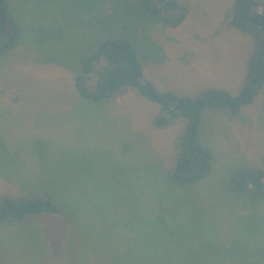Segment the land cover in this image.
Instances as JSON below:
<instances>
[{"label": "rangeland", "instance_id": "obj_1", "mask_svg": "<svg viewBox=\"0 0 264 264\" xmlns=\"http://www.w3.org/2000/svg\"><path fill=\"white\" fill-rule=\"evenodd\" d=\"M178 1L173 28L121 0H8L22 39L0 58V195L48 193L58 213L0 224V264H66L67 250L75 264H264V200L221 187L234 166H264V86L233 120L203 113L211 170L183 186L168 181L180 121L154 128L156 104L133 91L105 105L74 90L78 58L125 36L159 90L236 94L250 38L227 26L234 0Z\"/></svg>", "mask_w": 264, "mask_h": 264}, {"label": "trees", "instance_id": "obj_2", "mask_svg": "<svg viewBox=\"0 0 264 264\" xmlns=\"http://www.w3.org/2000/svg\"><path fill=\"white\" fill-rule=\"evenodd\" d=\"M121 5L126 15L151 16L173 28L183 22L187 12L186 5L178 0H121ZM227 26L250 38V53L236 94L212 87L191 96L159 90L144 78L136 48L125 36L102 37L90 53L81 55L76 62L73 86L80 98L106 105L109 100L133 91L156 104V114L152 118L154 128L165 129L180 121L181 130L168 172L172 185L196 184L210 173L212 151L199 141L203 113L211 111L233 120L242 108L253 103L264 86V0H234ZM21 27L8 8V0H0V58L20 45ZM221 187L227 194L226 199L264 200V166L251 162L234 166ZM47 194H1L0 224L24 223L32 218L57 214L58 206L51 194ZM73 238L68 232L66 243ZM66 260V264H75L76 251L67 250Z\"/></svg>", "mask_w": 264, "mask_h": 264}]
</instances>
